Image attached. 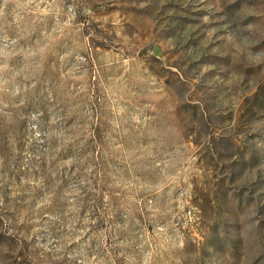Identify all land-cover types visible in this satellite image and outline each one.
I'll return each instance as SVG.
<instances>
[{"label":"rangeland","instance_id":"obj_1","mask_svg":"<svg viewBox=\"0 0 264 264\" xmlns=\"http://www.w3.org/2000/svg\"><path fill=\"white\" fill-rule=\"evenodd\" d=\"M0 264H264V0H0Z\"/></svg>","mask_w":264,"mask_h":264}]
</instances>
